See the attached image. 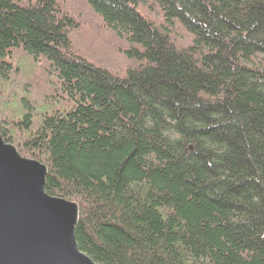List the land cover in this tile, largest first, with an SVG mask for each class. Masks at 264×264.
<instances>
[{"label":"trees","instance_id":"1","mask_svg":"<svg viewBox=\"0 0 264 264\" xmlns=\"http://www.w3.org/2000/svg\"><path fill=\"white\" fill-rule=\"evenodd\" d=\"M35 63L47 105L0 134L78 204L81 252L264 264V0H0V101Z\"/></svg>","mask_w":264,"mask_h":264},{"label":"water","instance_id":"2","mask_svg":"<svg viewBox=\"0 0 264 264\" xmlns=\"http://www.w3.org/2000/svg\"><path fill=\"white\" fill-rule=\"evenodd\" d=\"M47 167L0 134V264H97L78 249V204L45 192Z\"/></svg>","mask_w":264,"mask_h":264},{"label":"rangeland","instance_id":"3","mask_svg":"<svg viewBox=\"0 0 264 264\" xmlns=\"http://www.w3.org/2000/svg\"><path fill=\"white\" fill-rule=\"evenodd\" d=\"M105 44L106 43H102L100 45L104 46ZM106 58H108L112 65L117 68L119 65L118 58H112L111 56ZM19 61L21 62L23 60L20 59ZM43 66L44 64L37 65V63H35L32 66H27L26 69L23 68L21 70L19 78H16V85L13 90L1 97L0 113H18L16 108L21 107L22 99H30L31 96H35L36 98L35 105L37 109H40L41 106L47 105L45 101L47 98L44 99L43 96H47L48 94L45 93L44 89L40 86L41 84L45 85L46 80V78L43 77V74H46V72H43ZM33 102L34 101H32V103Z\"/></svg>","mask_w":264,"mask_h":264}]
</instances>
